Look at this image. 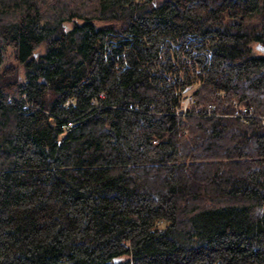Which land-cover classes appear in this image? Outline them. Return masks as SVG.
I'll return each mask as SVG.
<instances>
[{
	"label": "trees",
	"instance_id": "1",
	"mask_svg": "<svg viewBox=\"0 0 264 264\" xmlns=\"http://www.w3.org/2000/svg\"><path fill=\"white\" fill-rule=\"evenodd\" d=\"M9 46L0 264H264V0H0Z\"/></svg>",
	"mask_w": 264,
	"mask_h": 264
},
{
	"label": "built area",
	"instance_id": "2",
	"mask_svg": "<svg viewBox=\"0 0 264 264\" xmlns=\"http://www.w3.org/2000/svg\"><path fill=\"white\" fill-rule=\"evenodd\" d=\"M193 100L191 92H186L183 97H182V108L185 109L186 104L188 101ZM25 105V104H24ZM234 109L232 114L233 115H238L239 117H241L242 119H246L247 114L250 113L251 108L249 106H245V105H240L237 103V101H234ZM211 108L207 107V111H209ZM261 119L264 121V115L261 117Z\"/></svg>",
	"mask_w": 264,
	"mask_h": 264
},
{
	"label": "rangeland",
	"instance_id": "3",
	"mask_svg": "<svg viewBox=\"0 0 264 264\" xmlns=\"http://www.w3.org/2000/svg\"><path fill=\"white\" fill-rule=\"evenodd\" d=\"M7 63H16L15 58L12 55V47H7L3 61L0 63V67ZM191 90H189L190 92ZM188 92V91H187Z\"/></svg>",
	"mask_w": 264,
	"mask_h": 264
}]
</instances>
